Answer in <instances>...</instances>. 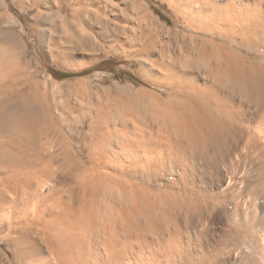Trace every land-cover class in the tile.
Returning <instances> with one entry per match:
<instances>
[{
	"label": "bare ground",
	"instance_id": "6f19581e",
	"mask_svg": "<svg viewBox=\"0 0 264 264\" xmlns=\"http://www.w3.org/2000/svg\"><path fill=\"white\" fill-rule=\"evenodd\" d=\"M167 1L186 30L168 43L108 0H27L50 34L129 48L161 91L118 99L130 121L86 115L77 148L0 0V240L20 264H264V0Z\"/></svg>",
	"mask_w": 264,
	"mask_h": 264
},
{
	"label": "rangeland",
	"instance_id": "374dc122",
	"mask_svg": "<svg viewBox=\"0 0 264 264\" xmlns=\"http://www.w3.org/2000/svg\"><path fill=\"white\" fill-rule=\"evenodd\" d=\"M108 1L113 5L119 20L124 22L130 19L136 23L142 21L144 26H149L154 33L157 32L156 36L160 41L166 43L179 41L183 34H186L182 19L167 0ZM21 2L25 5L24 7L20 6L21 3L16 0L10 12V16L16 21V28L23 34H21L22 59L16 63L22 68L27 67L29 72L35 74V82L41 94L48 91L58 125L61 124L68 130L72 124L75 125L76 134L68 135L69 141L75 147L81 148V142L88 139L89 128L86 125L88 122L86 126L80 125L86 115L90 113L94 115L99 111V113H106L108 119L117 118L116 120L123 121L125 115L129 116V112L121 110L122 107L118 106L120 100H131L130 102L142 100L141 103L138 102L143 105L147 100L146 96L147 98L153 96H149V93H161L160 89L153 84L147 69L144 71L145 67H141V62L139 63L141 59L138 60L131 55L129 48L118 44L116 46L99 37L97 39L94 32L88 33L89 30L85 26L74 22H70L68 26H62L57 33L51 31L50 34V28H48L52 23L51 17H48L50 14L45 12L42 15L39 11L30 9L27 0ZM87 35L92 37L90 40L86 38L88 41L84 39ZM10 62L12 66L15 61ZM109 108L113 109L112 114L108 112ZM60 112H65L70 123H66ZM106 114L102 113L101 116L106 117ZM56 136L58 137L59 134ZM61 142L65 141L61 139ZM63 144L65 146V143ZM81 157L87 163L85 152L81 153ZM15 258L10 244L0 240V264H20Z\"/></svg>",
	"mask_w": 264,
	"mask_h": 264
}]
</instances>
